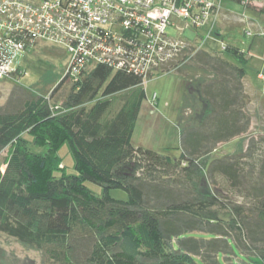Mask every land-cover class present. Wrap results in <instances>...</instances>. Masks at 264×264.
Returning a JSON list of instances; mask_svg holds the SVG:
<instances>
[{
  "label": "trees",
  "instance_id": "16d2710c",
  "mask_svg": "<svg viewBox=\"0 0 264 264\" xmlns=\"http://www.w3.org/2000/svg\"><path fill=\"white\" fill-rule=\"evenodd\" d=\"M232 1L249 11L253 5ZM223 47L235 63L188 45L170 65L187 99L201 105L197 122L181 131L177 154L133 145L146 98L137 74L97 64L75 77L66 73L48 95L19 83L21 65L16 81L0 80L13 84L0 104V153L8 149L0 232L39 251L43 264H233L236 256L264 264V136L215 155L250 127L248 57ZM66 80L68 93L52 103ZM64 142L76 173L55 176L64 168L55 156ZM85 181L100 185L102 195ZM110 189L124 190L127 200Z\"/></svg>",
  "mask_w": 264,
  "mask_h": 264
},
{
  "label": "rangeland",
  "instance_id": "374dc122",
  "mask_svg": "<svg viewBox=\"0 0 264 264\" xmlns=\"http://www.w3.org/2000/svg\"><path fill=\"white\" fill-rule=\"evenodd\" d=\"M250 11L243 3L232 0H221V12L212 28L185 27L181 20L174 19V26L166 30L171 37L197 44L201 49L221 55L230 62L234 59L225 54L223 46L231 45L246 53L248 62L244 66V89L247 93L246 112L250 116V127L246 134L236 137L227 143L218 145L215 155H232L245 149L250 138L264 136V0H252ZM204 38V39H203ZM203 39V41H202ZM200 44V45H199ZM196 46V45H194ZM71 61V54L66 47L51 40H40L29 51L19 54L15 66L19 63L24 69V76L19 83L35 91L49 94L52 88L65 75ZM12 83L0 82V104H3L12 88ZM71 87L66 80L52 96L51 102L60 104ZM146 98L136 122L132 143L157 151L180 146L181 131L186 125L197 122L201 105L187 99L183 77L177 73H168L150 79L144 87ZM158 96V105L156 99ZM191 100V101H189ZM27 136L28 145L34 151L39 148ZM8 153H0V169L3 170V159ZM55 156L61 161V169L54 171L55 176L62 173L73 175L74 159L67 142L56 151ZM84 184L95 195L101 196L103 188L90 181ZM109 195L115 199L127 200L128 195L122 189H110ZM231 259L220 258V264H230ZM240 256L232 259L233 264L241 263ZM0 264H43L39 251L29 248L12 237L0 232Z\"/></svg>",
  "mask_w": 264,
  "mask_h": 264
},
{
  "label": "built area",
  "instance_id": "2783aa9c",
  "mask_svg": "<svg viewBox=\"0 0 264 264\" xmlns=\"http://www.w3.org/2000/svg\"><path fill=\"white\" fill-rule=\"evenodd\" d=\"M220 1L0 0V80L16 81V57L47 39L71 54L65 74L75 77L104 64L139 75L145 86L172 72L171 63L193 45L167 34L174 19L210 29L220 16Z\"/></svg>",
  "mask_w": 264,
  "mask_h": 264
}]
</instances>
